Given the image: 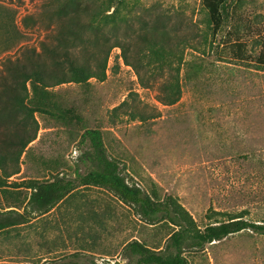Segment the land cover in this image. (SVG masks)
Here are the masks:
<instances>
[{
	"label": "rangeland",
	"instance_id": "rangeland-1",
	"mask_svg": "<svg viewBox=\"0 0 264 264\" xmlns=\"http://www.w3.org/2000/svg\"><path fill=\"white\" fill-rule=\"evenodd\" d=\"M126 1V11L136 18L162 16L181 31L205 27L202 0ZM241 1L238 19L253 34L264 31V0ZM55 24L46 0H0V61L24 47L39 50ZM112 29L109 35L132 40L124 25ZM120 56L114 48L104 81L54 89L60 103L82 116L80 123L65 125L37 114L38 138L22 156L20 172L5 179L0 166L6 180L0 212L14 210L27 220L0 232L1 264H134L127 243L164 246L171 225L148 226L105 189L81 188L45 214L28 205L29 190L16 184L74 179L86 171V129L102 131L108 156L128 182L176 197L200 226L214 211L264 223V71L221 60L210 46L186 50L182 97L164 105L157 86L143 87ZM184 254L189 264H264V235L245 230Z\"/></svg>",
	"mask_w": 264,
	"mask_h": 264
},
{
	"label": "trees",
	"instance_id": "trees-1",
	"mask_svg": "<svg viewBox=\"0 0 264 264\" xmlns=\"http://www.w3.org/2000/svg\"><path fill=\"white\" fill-rule=\"evenodd\" d=\"M126 0H46L55 30L40 49L24 47L18 55L0 61V166L4 178L20 172L19 162L40 131L37 114L49 115L65 125L78 124L82 116L73 106L57 99L55 88L64 84H87L107 78L114 48L121 50L125 65L132 67L143 87H156L158 100L173 105L182 97L181 68L186 50L202 52L213 48L218 58L236 64L251 63L264 71V31L252 33L249 24L238 19L241 0H202L204 29L185 31L170 27L162 16L152 20L126 11ZM126 12V13H125ZM124 25L132 40L113 34L111 27ZM82 141L90 146L89 164L74 179H30L16 184L29 190L28 205L41 214L68 199L81 188H101L133 207L148 226L167 223L173 227L164 246H150L133 240L125 251L134 264H189L185 251L201 249L226 237L252 230L264 235V223L238 214L214 211L200 226L176 197H161L120 172L108 156L102 131L86 129ZM85 160V159H84ZM0 178V188L6 180ZM5 180V181H4ZM14 210L0 212V232L27 220ZM222 215L223 219H216ZM1 264V263H0ZM43 264H84L77 260ZM89 264H111L110 262Z\"/></svg>",
	"mask_w": 264,
	"mask_h": 264
}]
</instances>
